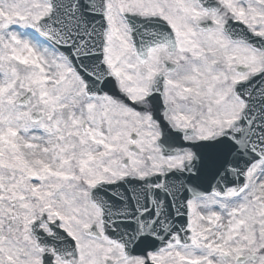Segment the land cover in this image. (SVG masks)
I'll use <instances>...</instances> for the list:
<instances>
[{"label":"snow or ice","instance_id":"obj_1","mask_svg":"<svg viewBox=\"0 0 264 264\" xmlns=\"http://www.w3.org/2000/svg\"><path fill=\"white\" fill-rule=\"evenodd\" d=\"M0 264H264V0H0Z\"/></svg>","mask_w":264,"mask_h":264}]
</instances>
